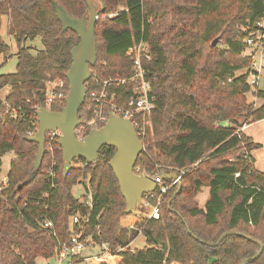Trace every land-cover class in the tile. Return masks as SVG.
<instances>
[{
    "label": "trees",
    "instance_id": "obj_1",
    "mask_svg": "<svg viewBox=\"0 0 264 264\" xmlns=\"http://www.w3.org/2000/svg\"><path fill=\"white\" fill-rule=\"evenodd\" d=\"M55 1L69 16L88 20L85 0ZM103 3L94 26L97 59L91 71L102 79L130 73L125 51L140 39L151 52L144 64L156 102L150 126L140 137L143 150L134 171L179 178L174 184L173 178H163L168 190L160 195L157 187L148 198L159 202L160 219H134L133 213H125V199L109 165L112 146H101L93 163L74 159L64 176L59 136L51 139L46 133L41 165L33 171L38 144L27 138L38 128L44 82L63 80L67 95L70 49L79 38L63 29L51 0H0V30L3 16L8 17L7 35L17 48L15 72L0 74V90L10 88L0 99V169L1 156L14 153L0 190V264H35L39 257H53L59 242L79 231L70 228L69 217L75 213L89 216L82 238L91 235L112 250L139 234L145 239L143 248L120 251L100 264H241L257 253L259 242L262 252L246 264H264V168L253 166L251 152L258 144L233 125L242 114L252 121L264 118V89L254 94L262 99L256 107L246 100L250 86L245 74H235L248 65L241 57L246 33L236 26L264 17V0ZM37 37L43 49L34 55L26 42ZM217 37L225 49L211 45ZM11 54L0 34V67ZM115 89L129 97L132 86ZM64 104V99L55 101L50 109L59 111ZM90 115L85 99L77 134L88 133L82 126ZM81 181H86V191L75 197L72 189ZM202 187L209 188L203 208L195 199ZM123 218L129 221L125 226ZM45 219L52 221L56 237L37 225Z\"/></svg>",
    "mask_w": 264,
    "mask_h": 264
},
{
    "label": "built area",
    "instance_id": "obj_2",
    "mask_svg": "<svg viewBox=\"0 0 264 264\" xmlns=\"http://www.w3.org/2000/svg\"><path fill=\"white\" fill-rule=\"evenodd\" d=\"M115 13H111L110 16ZM245 37L243 39L244 48L241 57L248 61V65L241 71L245 74L248 85L256 88L260 85L262 73L264 72V17L257 20L252 25L245 26ZM126 57L131 62V71L128 74L117 75L106 79L100 78L95 72L91 71L90 78L85 82L87 88L85 99L91 111V115L84 122L83 128H99L103 126L108 119V114L113 113L121 118L128 119L132 122L137 136L143 137L151 123V114L155 107L156 97L149 79V72L145 67V62L150 60L151 52L147 41L140 39L133 42L125 51ZM127 84L132 86L131 95L128 97L124 91L116 90V86L124 87ZM65 83L57 78H48L44 82L45 100L40 105L50 109L51 104L55 101L65 99ZM85 101V100H84ZM37 106V109L40 107ZM51 110V109H50ZM15 117V112H12ZM52 139L55 135H60V131L47 132ZM76 137L82 139L84 136L77 134ZM50 178H53V171H48ZM149 175V174H148ZM156 182V188H159L160 195L165 193L169 186L165 185L159 173L152 175ZM178 176L173 178L171 184L178 180ZM7 183V175H1L0 172V190ZM154 191L145 193L144 199L149 206V218L160 219L161 211L159 202L149 203L148 198L154 196ZM90 204V203H89ZM89 221V216H81L79 213L72 214L69 217L71 229L79 230L73 233L67 240L59 242L53 258L57 264H100L107 263L109 258L120 251L129 249L133 251L131 242L117 246L112 250L105 243H96L92 236L82 238V229L85 223ZM37 225L46 229L49 234L56 237V231L53 228L51 220H42Z\"/></svg>",
    "mask_w": 264,
    "mask_h": 264
},
{
    "label": "water",
    "instance_id": "obj_3",
    "mask_svg": "<svg viewBox=\"0 0 264 264\" xmlns=\"http://www.w3.org/2000/svg\"><path fill=\"white\" fill-rule=\"evenodd\" d=\"M85 1L89 10L88 20L84 16L81 18L69 16L61 5L55 0H51L63 29L74 31L79 41L70 49L72 61L66 72L69 89L64 99V106L59 111L40 106L36 111L37 131L27 138L29 141L38 144V151L33 161V171H37L41 165L45 153L46 133L55 129L60 131L59 145L62 149L64 176L69 171L74 159L83 158L87 162L93 163L97 159L98 150L101 146H112L115 148V152L109 161V165L125 199V213L129 214L141 202L145 193L156 189V182L152 175L134 171V165L143 150V144L137 136L132 122L109 113L107 122L103 126L90 129L82 139H78L75 134L80 123L78 112L84 103L87 90L85 82L90 78L91 66L95 64L97 59L94 26L98 15L105 8L103 0H99L101 3L99 9H96L93 0ZM216 42L217 38L212 41L211 45L214 46ZM159 177L162 179L175 178L176 175L160 172ZM174 196L175 194L170 198L169 203ZM226 234L223 233L220 238ZM259 246L257 253L251 258L244 259L241 264H246L248 260L258 257L262 252L263 244L259 242Z\"/></svg>",
    "mask_w": 264,
    "mask_h": 264
},
{
    "label": "rangeland",
    "instance_id": "obj_4",
    "mask_svg": "<svg viewBox=\"0 0 264 264\" xmlns=\"http://www.w3.org/2000/svg\"><path fill=\"white\" fill-rule=\"evenodd\" d=\"M93 4L96 7V9L100 8L99 7L100 1H97V2L93 1ZM118 8L121 9L122 6H119ZM110 14L108 16H110ZM8 22H9V18L6 16H3L0 34H1L2 39L11 46L12 54L6 60V62L0 67V74L13 73L15 72V66H16L17 48H16V45H15V42L12 36L7 35ZM236 27H237V30L244 33V29H245L244 25L240 24V25H237ZM26 46L29 47V50L34 55L37 54L38 51L43 49L40 37H37L33 40H27ZM214 46H217V48L219 49L226 48L225 44L222 42L221 39H218V37H217V42ZM242 69L237 70L235 74L236 75L241 74ZM61 81L64 84V81L63 80ZM258 89H264V72L262 73V79H261L260 85L256 88L250 87L249 91L246 92L245 94L246 100L249 103H252L256 107L262 103V99L254 95L256 90ZM9 91H10L9 86L2 88L0 90V99H3L5 94H7ZM227 124H230V123L226 122L225 125ZM233 125L237 128V130H241L246 136H248L252 140L253 143L258 144V146L254 148L251 152L254 158L253 166L255 169L263 170L264 168V118L258 121H252L250 116L246 114H242L237 117V122L236 124H233ZM13 158H14V153L12 151H9L1 156V169H0L1 175H7L9 171L10 162ZM71 166H72V163H71ZM85 186H86V181H81L79 184L75 185L72 189V193L74 194V196L79 197L80 195L84 194L86 191V189L84 188ZM205 190H207V187H202L199 190V192L196 194L195 199H196L197 206L200 203V199L202 195L204 194ZM87 196H88V203H90V193H88ZM145 203H146V200L144 199V197H142L141 202L137 204L133 212H131L134 214L133 216L134 219H136V217L149 218L148 214H149L150 208ZM149 203H152V202L149 201ZM144 245H145V239L141 234H139L133 241H131V246L133 249H141L144 247ZM35 264H57V261L53 257H50V258L41 257L36 260Z\"/></svg>",
    "mask_w": 264,
    "mask_h": 264
},
{
    "label": "crops",
    "instance_id": "obj_5",
    "mask_svg": "<svg viewBox=\"0 0 264 264\" xmlns=\"http://www.w3.org/2000/svg\"><path fill=\"white\" fill-rule=\"evenodd\" d=\"M209 196V188L207 187V190H205L204 194L202 195L201 199H200V203L198 204L199 207H204L205 201ZM128 218H123L122 219V225L125 226L128 223ZM41 258V257H39ZM38 259V258H37Z\"/></svg>",
    "mask_w": 264,
    "mask_h": 264
}]
</instances>
